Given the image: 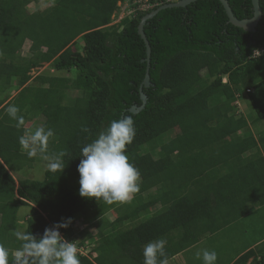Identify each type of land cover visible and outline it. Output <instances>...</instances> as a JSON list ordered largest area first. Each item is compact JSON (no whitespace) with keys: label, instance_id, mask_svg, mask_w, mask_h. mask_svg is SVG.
<instances>
[{"label":"trees","instance_id":"trees-1","mask_svg":"<svg viewBox=\"0 0 264 264\" xmlns=\"http://www.w3.org/2000/svg\"><path fill=\"white\" fill-rule=\"evenodd\" d=\"M41 1L0 0V244L10 253L20 247L16 222L20 207L28 206L26 228L37 236L71 218L60 229L70 239L76 214L92 220L95 256H78L81 264H144V245L160 238L167 241L168 261L264 206V130L250 129L264 120V0L254 33L228 23L219 0L166 8L147 20L150 84L141 88L146 104L136 113L129 108L142 103L146 69L137 27L158 6L110 25L122 0H51L29 11V4ZM227 1L237 19L252 17L251 0ZM26 40L27 57L19 51ZM259 47L263 52L251 57ZM44 63L53 74L32 77ZM67 90L75 95L67 97ZM236 93L247 103L245 114ZM10 105L23 117L19 126L7 114ZM124 115L133 117L136 129L126 154L140 171L139 191L125 203L81 197L82 147ZM41 116L39 127L54 132L48 154L65 150V167L16 183L9 171L44 160L30 158L19 143L35 131L26 123ZM159 136L163 143L151 153L147 143ZM261 240L232 264H264Z\"/></svg>","mask_w":264,"mask_h":264},{"label":"clouds","instance_id":"clouds-1","mask_svg":"<svg viewBox=\"0 0 264 264\" xmlns=\"http://www.w3.org/2000/svg\"><path fill=\"white\" fill-rule=\"evenodd\" d=\"M6 111L18 121V126L23 123V117L18 116L17 106L10 105ZM82 131L87 132L88 129L85 127ZM53 135L51 128L42 125L34 132L22 135L19 143L30 158L41 155L47 161L48 171L60 173L65 167L63 158L67 153L60 150L48 154V141ZM135 135L133 117L124 115L111 121L95 140L82 147L77 165L81 197L95 198L97 201L102 199L109 204L125 203L133 198L139 191L140 171L129 161L126 146L132 143ZM70 224L71 218L56 222L52 227H46L39 236L27 228L17 230L14 235L21 242L20 247L10 253L0 244V264H81L77 245L66 240L60 232L61 228H67ZM166 243L163 238L146 243L143 248L144 264H167ZM197 256L199 258L201 253H197ZM202 259L204 264H215L217 254L203 250Z\"/></svg>","mask_w":264,"mask_h":264},{"label":"rangeland","instance_id":"rangeland-1","mask_svg":"<svg viewBox=\"0 0 264 264\" xmlns=\"http://www.w3.org/2000/svg\"><path fill=\"white\" fill-rule=\"evenodd\" d=\"M51 0H43L39 3H31L28 5V9L30 12L36 9H44L47 6L51 5ZM31 40V39H30ZM30 40H26L22 49L19 50L23 56L28 55V47L30 45ZM76 49L81 48V41L80 38L77 39ZM53 68H50L49 63H44L40 67L31 70L30 75L32 77L36 76L39 73L48 72L53 74ZM59 75H66L70 74L67 72H58ZM203 73L197 75V77H201ZM14 95V92L10 93ZM67 97H72L75 95L74 92L67 90L66 91ZM239 112L247 113V103L244 100H240V105H238ZM44 120V117L41 116L38 118V124H41ZM174 133H179L178 129L174 130ZM163 138V137H162ZM161 137L155 138L147 143V146L151 153L156 150L162 143ZM163 140V139H162ZM47 161L43 160L40 162H34L30 167H25L22 171L19 172H12L13 177L15 180L20 178H29L35 180H42L44 177V170L47 168ZM168 203V200L165 201V204ZM165 208V206H164ZM253 209V208H252ZM256 211L250 215L239 219L237 222H233L228 227L223 230L217 231L214 234L205 235L201 242L197 243L196 246H192L188 248V251H196L190 252L186 259H181V257H174L173 260L170 259L167 261V264H204L202 259V252L203 250L208 251H215L217 254V260L215 264H232L233 261L238 257V255L243 252V250L247 248L255 247L259 242L263 241L261 239L264 238V206H260ZM30 213V208L27 206H21L19 209V220H25V217ZM116 214L112 211L108 213V217L113 219L115 218ZM92 220L90 218L84 219L80 214H76L74 216V230L71 234L70 239H66L68 241H72L73 243L77 244H84L85 241H91L90 235H94L95 230L91 227ZM19 228V225H16ZM24 226H26L24 224ZM62 235V234H61ZM63 236V235H62ZM94 242V241H93ZM92 241L89 245L84 247L83 254H86L87 251L92 247ZM95 244V243H93ZM198 245V246H197ZM261 246V245H260ZM256 247L257 249L260 247ZM198 247V248H197ZM197 253H201V256L198 258ZM79 257L85 258H93L95 253L90 251L87 256L79 255ZM258 257V256H257ZM256 257V259H257ZM247 264H254L253 260H248Z\"/></svg>","mask_w":264,"mask_h":264},{"label":"water","instance_id":"water-1","mask_svg":"<svg viewBox=\"0 0 264 264\" xmlns=\"http://www.w3.org/2000/svg\"><path fill=\"white\" fill-rule=\"evenodd\" d=\"M194 1H196V0H179L178 2H174V3L161 4L157 8H155L154 10L148 12L147 14H145L141 17L140 22H139L138 27H137V32L140 35V37L143 39L144 44H145L146 57L144 58V61L146 62V69H145L144 79H143L141 86H140V99H141L142 103L140 106L134 105V106L130 107L129 108L130 112L136 113V112H138L144 108V106L146 104V95L142 93L141 88H142V86L147 87L150 84L148 71H149V59H150L151 49H150V45L146 39V36L144 34V31H143L144 24L146 23L147 20L154 17L160 10H163L166 8L184 7V6H186L189 3L194 2ZM219 2L221 3V5L224 8V11H225L227 18H228V23L232 24L235 27L241 28L246 32H249V33L255 32L256 26H257V24L261 18V9L259 6V0H251L253 15L249 19H237L234 16V14L232 13V10H231L227 0H219Z\"/></svg>","mask_w":264,"mask_h":264},{"label":"built area","instance_id":"built-area-1","mask_svg":"<svg viewBox=\"0 0 264 264\" xmlns=\"http://www.w3.org/2000/svg\"><path fill=\"white\" fill-rule=\"evenodd\" d=\"M178 1L179 0H122V1H118L116 5V10L113 12L111 16L110 25H117L124 18L134 17L139 12H145L155 6H159L165 3H174ZM262 52H263V48L259 47L252 52L251 57H256ZM226 81H227L226 78L223 77V82H226ZM235 97H236L235 104L238 107V105H240V96L238 93H236ZM90 239H91V235H90ZM91 241L86 240L84 244H80L79 242L76 244L78 247L79 255L87 256V254L93 248L94 242L92 241L91 243L92 247L87 251L86 254H83V250H84V247L89 245Z\"/></svg>","mask_w":264,"mask_h":264},{"label":"crops","instance_id":"crops-1","mask_svg":"<svg viewBox=\"0 0 264 264\" xmlns=\"http://www.w3.org/2000/svg\"><path fill=\"white\" fill-rule=\"evenodd\" d=\"M13 92V91H12ZM14 94H15V92H14ZM11 96H13V95H11ZM37 120L38 119H33V120H30V121H28L27 123H26V125H25V127L26 128H28V129H31V128H37V127H39V125L40 124H38V122H37ZM250 129H251V131H252V133L253 134H257L258 132H261V131H263L264 130V120H260V121H258V122H255V123H252V124H250ZM161 136H159V137H157V138H160ZM162 138V137H161ZM163 139V138H162ZM161 139V143H163V140ZM220 169H221V167H220ZM23 170V169H22ZM10 173H11V175H12V177H13V174H12V172L11 171H9ZM14 178V177H13ZM14 180H15V178H14ZM18 180V179H17ZM17 180H15V182L17 183ZM28 207V206H27ZM24 224L26 225V222H25V220H22V221H20L19 219H18V221L16 222V225H19L20 227H22V228H19L18 229V226H16V228H17V230H21V229H24V228H26V226H24ZM196 245H194V247H195ZM198 246V245H197ZM198 248V247H197ZM190 252H196L195 250L194 251H188V249L186 250V251H183V252H181V253H179L178 255H176L175 257H181V259L183 260V259H186L187 258V256L189 255V253ZM174 258V257H173ZM173 260V259H172Z\"/></svg>","mask_w":264,"mask_h":264}]
</instances>
